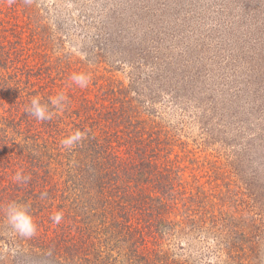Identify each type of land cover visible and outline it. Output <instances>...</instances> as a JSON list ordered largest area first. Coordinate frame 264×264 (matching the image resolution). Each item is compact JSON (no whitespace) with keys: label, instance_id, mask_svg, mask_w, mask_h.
<instances>
[{"label":"trees","instance_id":"1","mask_svg":"<svg viewBox=\"0 0 264 264\" xmlns=\"http://www.w3.org/2000/svg\"><path fill=\"white\" fill-rule=\"evenodd\" d=\"M251 1L243 13L262 25ZM232 4L207 13L222 48L244 36ZM49 13L36 0H0V264H195L184 242L197 236L212 240L207 254L222 251L226 262L242 264L258 237L256 220L234 215L241 194L221 185L217 163L171 137L157 108L161 93L138 78L135 63L129 84L116 76L139 55L123 51L121 41L113 48L109 35L80 59L66 51L64 30L49 24ZM257 53L250 48V60ZM76 73L89 75L87 87L70 79ZM59 93L62 110L50 105ZM37 97L52 119L29 114ZM76 130L84 139L63 147ZM253 149L248 156L264 154L258 142ZM17 172L27 181H16ZM12 202L28 206L32 236L8 225Z\"/></svg>","mask_w":264,"mask_h":264},{"label":"rangeland","instance_id":"2","mask_svg":"<svg viewBox=\"0 0 264 264\" xmlns=\"http://www.w3.org/2000/svg\"><path fill=\"white\" fill-rule=\"evenodd\" d=\"M232 1L227 9L239 18L235 25L244 36L222 48L207 13L225 7V0H36L49 8V24L61 25L66 51L78 58L109 35L115 36L113 48L120 49L121 41L123 51L139 55L127 59L116 76L129 84L136 75L128 66L135 63L138 78L161 93L157 108L171 137L218 164L221 185L241 194L234 215L257 223V240L242 264H264V154L248 156L255 142L264 146V96L258 94H264V49L257 43L264 41V0L251 1L262 25L251 12L244 15V0ZM117 29L124 38L119 40ZM250 48L258 49L255 61ZM252 72L257 77L250 78ZM200 238L184 242L191 263L230 264L222 251L207 254L214 244Z\"/></svg>","mask_w":264,"mask_h":264},{"label":"clouds","instance_id":"3","mask_svg":"<svg viewBox=\"0 0 264 264\" xmlns=\"http://www.w3.org/2000/svg\"><path fill=\"white\" fill-rule=\"evenodd\" d=\"M70 79L79 87H87L89 83V75L85 73H76ZM50 105L57 109L62 110L66 105V97L63 93L57 94L55 98L50 99ZM28 112L37 120L45 121L52 119L53 112L49 109V104L41 103L40 99L33 98L31 100ZM86 133L76 130L61 141L63 147L71 149L74 145L82 141ZM22 172H17L15 180L18 182H26ZM51 219L55 223H59L62 219L61 213L54 214ZM7 223L11 230L22 237H30L36 232L37 225L35 224L32 216L29 214L28 206L12 202L7 207Z\"/></svg>","mask_w":264,"mask_h":264}]
</instances>
